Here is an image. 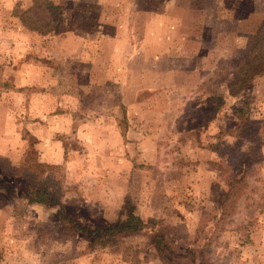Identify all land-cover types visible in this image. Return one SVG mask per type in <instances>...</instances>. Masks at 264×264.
Wrapping results in <instances>:
<instances>
[{"label":"rangeland","instance_id":"obj_1","mask_svg":"<svg viewBox=\"0 0 264 264\" xmlns=\"http://www.w3.org/2000/svg\"><path fill=\"white\" fill-rule=\"evenodd\" d=\"M36 1L0 0L5 117L23 101L11 80L25 64L33 81L47 79L48 101L71 89L77 71L81 93L111 91L104 130L82 136L66 161L47 164L41 176L58 180L60 205L81 225L116 221L127 199L157 224L111 247L46 219L43 206L20 215L24 193H36L39 160L28 149L14 164L4 151L6 133L0 163L11 193L0 192V264H264V74L234 97L226 87L264 17V0H236L231 8L223 0H52L61 19L45 35L11 14L17 2ZM16 75L24 78V70ZM245 100L249 123L233 113ZM82 114L104 122L102 113ZM215 147L227 148L229 161ZM244 153L247 190L235 212L216 222L223 172L239 166ZM25 161L30 168L18 171ZM157 232L184 256L164 261L151 245Z\"/></svg>","mask_w":264,"mask_h":264},{"label":"trees","instance_id":"obj_2","mask_svg":"<svg viewBox=\"0 0 264 264\" xmlns=\"http://www.w3.org/2000/svg\"><path fill=\"white\" fill-rule=\"evenodd\" d=\"M236 0H223L225 6L231 8ZM59 5L55 4L52 0H42L39 5L37 1L32 3L29 7H23L20 2H17L12 9L11 14L16 17L19 23L30 31H34L39 35H45L49 32L54 33L57 31V21L61 19V16L57 13ZM50 12V13H48ZM54 15L55 17L48 21L46 15ZM236 13V10H235ZM241 16V15H240ZM264 74V17L261 19L256 30L252 34L251 43L248 53L241 57L233 69L231 70L230 78L227 81L226 87L228 94L231 97L238 95L241 91L247 87L254 76ZM235 116L240 121L249 123V100L243 101V103L234 109ZM240 126L237 127L239 129ZM260 128V127H258ZM263 133V131H261ZM262 145H264V133L261 137ZM249 147L247 148V150ZM213 150H217L219 156L224 161H229V150L225 147H215ZM248 156L244 153L243 158L245 160L237 167L228 166L223 172L224 189L222 196L218 201L217 213L213 216L216 222L222 220V218L231 215L235 212V202L238 200L247 190L246 172L248 164L245 162ZM49 165L37 162L34 167L39 169V175L36 188V193L30 192L24 193L25 205L20 212V215L27 216L29 210L34 206H43V216L51 221L57 222L62 228L77 234L79 233L83 237H87L91 244H98L100 246L110 245L117 246L119 238L122 236L135 234L143 231L150 224L156 225L157 221L153 217H148L146 220L141 218L135 212V207L130 199L125 202V207L122 213L114 222L93 223L92 225H81L75 218L65 212V209L60 205L62 190L58 180H50L48 177H42L41 174L44 171L42 167ZM18 168V171H23L30 168L28 162H23ZM5 174L3 172V164L0 163V192L10 195L11 188L4 181ZM59 205V207H52ZM18 203L16 202L13 207V214H16ZM153 245L160 253V256L165 261L166 257H178L184 256L182 253H176L170 245L166 242L164 233H154L151 240ZM201 256L204 253V247H199ZM192 257V256H191ZM198 264V263H197Z\"/></svg>","mask_w":264,"mask_h":264},{"label":"crops","instance_id":"obj_3","mask_svg":"<svg viewBox=\"0 0 264 264\" xmlns=\"http://www.w3.org/2000/svg\"><path fill=\"white\" fill-rule=\"evenodd\" d=\"M22 70L25 77L19 79L16 74H20ZM14 73L15 77L11 80L13 92L24 95L22 102L14 104L19 110L13 109V114H9L11 111L7 112L5 117V111L0 104V142L5 145L2 139L3 135L8 133L6 138L11 143L4 151L11 160L14 157V164L19 163L22 154L28 149L37 152L39 162L62 164L66 161L74 142H78L89 132L93 133L91 130L98 126L104 130L106 118L109 119L112 113L111 91L103 90L100 95H96L91 90V95H87L88 89H85L86 91L81 93L77 71L71 89L48 101L46 78L41 77L38 82L33 81L29 78L31 69L27 68L26 64L24 67H16ZM56 83L59 81L56 80ZM125 104L127 103H122L124 107ZM82 113H102L100 115L104 122L100 125L97 118L86 120ZM65 147L68 148L67 152Z\"/></svg>","mask_w":264,"mask_h":264}]
</instances>
